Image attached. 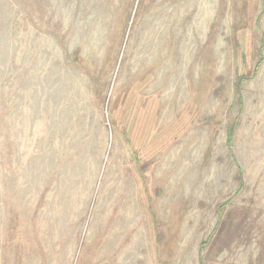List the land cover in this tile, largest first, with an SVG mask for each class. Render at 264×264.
<instances>
[{
	"label": "rangeland",
	"instance_id": "rangeland-1",
	"mask_svg": "<svg viewBox=\"0 0 264 264\" xmlns=\"http://www.w3.org/2000/svg\"><path fill=\"white\" fill-rule=\"evenodd\" d=\"M0 264H264V0H0Z\"/></svg>",
	"mask_w": 264,
	"mask_h": 264
}]
</instances>
